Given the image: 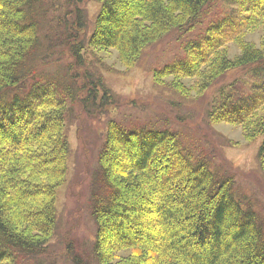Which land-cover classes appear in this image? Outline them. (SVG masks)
I'll use <instances>...</instances> for the list:
<instances>
[{
	"label": "trees",
	"instance_id": "trees-1",
	"mask_svg": "<svg viewBox=\"0 0 264 264\" xmlns=\"http://www.w3.org/2000/svg\"><path fill=\"white\" fill-rule=\"evenodd\" d=\"M219 1L230 4V16L210 21L154 77L164 84L172 76L170 85L186 95L248 67L249 83L238 92L222 87L209 117L240 126L253 141L264 136V37L257 45L247 35H264V0H99L87 45L116 50L130 67L171 30L193 31ZM45 2L0 0V264H44L68 172L69 111L85 88L87 109L98 88L107 91L100 81L74 87L70 73L67 82L43 72L53 49L77 55L81 48L71 45L76 25L61 17L50 23L59 22L55 38L63 41L51 48ZM227 39L239 46L235 57ZM198 146L170 128L108 122L98 155L102 186L91 206L98 264H264V218ZM259 161L264 171V141Z\"/></svg>",
	"mask_w": 264,
	"mask_h": 264
},
{
	"label": "rangeland",
	"instance_id": "rangeland-1",
	"mask_svg": "<svg viewBox=\"0 0 264 264\" xmlns=\"http://www.w3.org/2000/svg\"><path fill=\"white\" fill-rule=\"evenodd\" d=\"M99 0H46L48 8L44 34L52 37L51 48L61 45L59 22L61 17L76 25L72 37L81 46L77 55L65 48L62 55L53 49L49 63L41 67L44 73L53 76L72 75L69 84L79 86L100 81L104 90H99L97 103L84 108L83 99L89 88L77 95L68 114L66 134L69 141L68 172L65 182L57 190V226L49 242L44 264H98L93 256L96 226L91 213L93 195L101 190L98 155L104 140L107 124L116 120L127 128L152 126L170 128L193 147H202L214 165L234 178L238 194L247 199L264 218V171L259 161V149L264 141L260 136L253 141L244 137L240 126L228 122H213L209 113L219 97V90L238 92L249 83L248 67L228 71L218 78L206 91L191 90L184 95L171 85L172 76L166 83L155 81L154 70L184 56L183 45L204 32L210 21L230 16V4L219 1L193 31L173 29L149 45L139 59L130 67L123 65L116 50L102 51L87 45L93 31L94 19L100 9ZM71 29V28H70ZM204 35V34H203ZM264 37L261 30L248 34L247 39L257 45ZM47 47L51 40L47 37ZM229 53L235 57L239 46L227 39ZM46 45V44H45ZM45 47V46H44ZM59 48V47H58ZM60 49V48H59ZM47 54L52 51L46 50ZM75 60V61H74ZM41 70V72H42ZM42 72V73H43ZM58 78V77H57ZM194 85V78L183 79ZM232 84V86H230ZM77 91V90H76Z\"/></svg>",
	"mask_w": 264,
	"mask_h": 264
}]
</instances>
